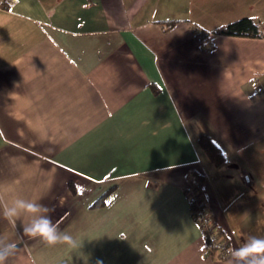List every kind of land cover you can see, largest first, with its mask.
I'll list each match as a JSON object with an SVG mask.
<instances>
[{"label": "crops", "instance_id": "crops-1", "mask_svg": "<svg viewBox=\"0 0 264 264\" xmlns=\"http://www.w3.org/2000/svg\"><path fill=\"white\" fill-rule=\"evenodd\" d=\"M241 17L261 25L264 0H0L9 264H228L192 214L193 172L228 251L264 237V37L217 32ZM16 197L76 246L24 236L2 214Z\"/></svg>", "mask_w": 264, "mask_h": 264}, {"label": "clouds", "instance_id": "clouds-1", "mask_svg": "<svg viewBox=\"0 0 264 264\" xmlns=\"http://www.w3.org/2000/svg\"><path fill=\"white\" fill-rule=\"evenodd\" d=\"M52 211L54 209L37 200L16 197L4 204L2 214L13 224L26 219L23 234L30 239H39L47 246L64 244L75 247V238L59 229V224L49 214ZM17 251L15 242L0 240V264H9ZM228 255V264H264V237L248 236L239 247L230 249Z\"/></svg>", "mask_w": 264, "mask_h": 264}, {"label": "trees", "instance_id": "trees-1", "mask_svg": "<svg viewBox=\"0 0 264 264\" xmlns=\"http://www.w3.org/2000/svg\"><path fill=\"white\" fill-rule=\"evenodd\" d=\"M174 23V20L162 22V26L167 28ZM220 34L226 35H237V36H248V37H262L261 25L255 19L251 17H241L236 20H232L228 23L221 25L218 30ZM198 143L203 151L207 154L209 159L215 165L222 163L224 155L220 147L205 133H200L198 136ZM197 176V187L200 189L202 187L201 180L202 177L193 172ZM106 194L101 196L92 204V206L100 205L104 203Z\"/></svg>", "mask_w": 264, "mask_h": 264}, {"label": "built area", "instance_id": "built-area-1", "mask_svg": "<svg viewBox=\"0 0 264 264\" xmlns=\"http://www.w3.org/2000/svg\"><path fill=\"white\" fill-rule=\"evenodd\" d=\"M261 31L264 37V18L261 21ZM197 176L192 175L190 183L187 186V199L189 201L192 214L199 224L202 236L206 242V248L209 251L218 250L222 256H226L229 251L226 249V240L220 237V234L205 208V200L197 187Z\"/></svg>", "mask_w": 264, "mask_h": 264}]
</instances>
